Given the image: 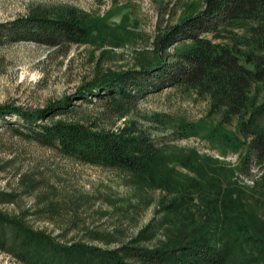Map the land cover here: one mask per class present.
<instances>
[{
    "label": "trees",
    "instance_id": "1",
    "mask_svg": "<svg viewBox=\"0 0 264 264\" xmlns=\"http://www.w3.org/2000/svg\"><path fill=\"white\" fill-rule=\"evenodd\" d=\"M106 28L101 17L72 6L36 7L29 15L0 23V45L13 40L50 47L91 43ZM165 86L208 96L210 114L220 116L210 134L223 143L242 138L240 170L247 162L263 163L264 0H202L200 10L156 32L130 67L104 70L97 62L88 81L42 108L0 105V125L26 139L76 161L117 168L142 183L176 191V200L166 206L184 219L176 238L151 250L135 245L138 239L115 248L82 241L67 244L33 229L21 216L0 210V250L22 264H264V222L250 218L223 175L212 171L199 180L179 175L163 153L166 144L159 145L135 120L105 129L82 109L99 103L103 112L124 118L139 98ZM11 114L22 123L7 121ZM234 119L235 132L225 130ZM198 128L183 121L174 132L188 136ZM174 160L191 172H197L202 161L193 151ZM209 163L203 168L212 169ZM262 182L253 187L262 190ZM146 231L144 227L138 235Z\"/></svg>",
    "mask_w": 264,
    "mask_h": 264
},
{
    "label": "rangeland",
    "instance_id": "2",
    "mask_svg": "<svg viewBox=\"0 0 264 264\" xmlns=\"http://www.w3.org/2000/svg\"><path fill=\"white\" fill-rule=\"evenodd\" d=\"M66 6L101 17L107 28L91 43L50 47L13 40L0 45V105L42 108L88 81L97 62L104 70L130 67L156 32L200 10L202 0H0V23L29 15L36 7ZM82 109L105 129L116 130L124 119L135 120L159 145L166 144L163 153L179 175L198 180L212 171L223 175L231 184L232 197L240 198L250 218L264 222V188L253 187L264 179V162H247L240 170L245 155L242 138L223 143L220 136L210 134L220 116L210 114L207 95L165 86L139 98L134 109L119 119L103 112L99 103L84 104ZM6 119L14 126L22 123L12 114ZM183 121L196 123L198 133L178 136L174 130ZM235 129L234 119L225 130ZM192 151L202 160L197 172L174 160ZM208 163L212 169L203 168ZM174 197L176 191L167 187L142 183L117 168L76 161L0 125V210L21 216L33 229L62 243L115 248L138 239L135 245L147 250L165 245L183 231L182 213L166 210ZM144 227L146 233L139 236ZM0 264L22 263L0 250Z\"/></svg>",
    "mask_w": 264,
    "mask_h": 264
}]
</instances>
